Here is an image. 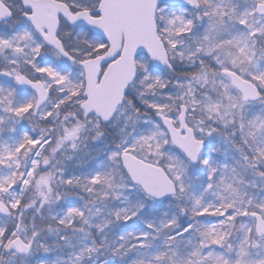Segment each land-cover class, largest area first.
Returning <instances> with one entry per match:
<instances>
[{
	"label": "snow or ice",
	"instance_id": "6c2138e0",
	"mask_svg": "<svg viewBox=\"0 0 264 264\" xmlns=\"http://www.w3.org/2000/svg\"><path fill=\"white\" fill-rule=\"evenodd\" d=\"M0 264H264V0H0Z\"/></svg>",
	"mask_w": 264,
	"mask_h": 264
}]
</instances>
